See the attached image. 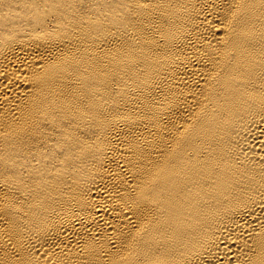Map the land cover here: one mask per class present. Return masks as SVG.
Instances as JSON below:
<instances>
[{"label":"bare ground","instance_id":"obj_1","mask_svg":"<svg viewBox=\"0 0 264 264\" xmlns=\"http://www.w3.org/2000/svg\"><path fill=\"white\" fill-rule=\"evenodd\" d=\"M0 264H264V0H0Z\"/></svg>","mask_w":264,"mask_h":264}]
</instances>
